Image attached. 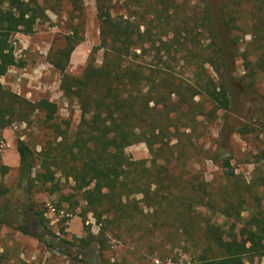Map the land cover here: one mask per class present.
I'll use <instances>...</instances> for the list:
<instances>
[{"label":"trees","instance_id":"16d2710c","mask_svg":"<svg viewBox=\"0 0 264 264\" xmlns=\"http://www.w3.org/2000/svg\"><path fill=\"white\" fill-rule=\"evenodd\" d=\"M157 1L162 8L153 3L155 10L149 21L158 24L154 31L149 27L142 30L146 17L140 20L138 11L116 18L97 0L100 44L93 49L82 74L66 73L82 39L74 43V37H69L62 58L52 62L63 73L61 89L65 96L79 105L78 129L71 139L61 133L38 154L19 142V179L30 193L36 182L55 181L53 168L64 172L77 184L76 189L98 220L110 218L109 224L129 234L125 242L146 244L151 251L153 240L161 238L163 227L171 224L176 240L185 239L197 249L192 254L197 264H246L249 257L264 258V193L259 194L264 179L248 183L230 173L225 185L213 189L210 183H199L196 176L189 178L187 171L178 173L180 166L186 168L190 152L201 150L197 142L208 133L218 112L231 109L225 79L228 64L213 13L208 5L194 6L192 18L184 12L181 17L177 8L170 11L169 0ZM218 13L231 35L235 53L243 61L244 78L252 83L264 75V0H220ZM174 18L181 23L173 30L161 31L160 25ZM46 19L39 0H0L1 130L28 121L36 112L46 113L48 122L57 113L56 104L46 99L31 102L1 81L11 68L20 66L11 37L33 35L38 23ZM200 27L202 33L198 34ZM247 36L250 41L245 43ZM99 50L104 52L103 61L96 65L93 57ZM147 55L150 63L143 61ZM168 59L176 67L189 68V75L184 78L175 73L168 67ZM237 132L245 135L252 129ZM138 143L146 144L150 159L134 160L126 153L129 146ZM224 165L228 167L230 162ZM7 170L0 157V171L6 174ZM91 185L94 187L89 188ZM7 193L0 189V198ZM138 196L142 199H136ZM165 204L173 220L159 225L151 218ZM200 204L208 208L207 214L195 211ZM245 210L251 213L241 237L226 239L223 227L212 216L234 218ZM4 226L58 253L62 250L57 245L68 243L57 238L44 213L31 202L16 209L0 203V232Z\"/></svg>","mask_w":264,"mask_h":264},{"label":"rangeland","instance_id":"374dc122","mask_svg":"<svg viewBox=\"0 0 264 264\" xmlns=\"http://www.w3.org/2000/svg\"><path fill=\"white\" fill-rule=\"evenodd\" d=\"M169 1L170 11L177 8L181 17L184 12L186 17L192 18L194 6L210 7L225 50L228 64L225 79L232 101L230 111L218 112V118L209 127L208 133L197 142L201 150H192L186 168L180 166L178 173L187 171L189 178L196 176L199 183H210L212 187L209 188L213 189L225 185L226 174L230 173L240 175L248 183L253 179H264V75L257 76L252 83L244 78L243 61L235 53L231 35L220 20V0ZM39 3L46 10L47 19L38 23L33 35L18 33L11 37L20 66L11 68L1 81L17 95L34 103L49 100L57 105L58 110L50 122L47 121L46 113L36 112L26 122H15L6 129H0V157L8 168L6 174L0 171V189L8 190L0 198V203L16 209L31 202L44 213L48 227L57 238L65 239L68 243L57 245L62 250V253H58L37 239L4 226L0 232V264H197L192 255L197 249L185 239L181 242L176 240L171 224L163 227L161 238L158 236L153 240V251L146 244L142 246L130 240L125 242L129 234L109 224L107 220L110 218L106 216L98 220L83 200L82 192L76 189L77 184L72 178H67L64 172L53 168L56 171L55 181L48 184L36 182L30 193L26 184L20 181L19 142H24L38 154L47 142H54L61 133H67L71 139L81 121L79 105L65 96L61 89L63 73L52 62L62 58L63 50L68 48L69 37H74V43L82 39L76 45L66 69L67 74L80 76L93 49L100 44L97 0H39ZM153 3L157 4V8H162L161 2L157 0H132L130 3L128 0H101V4L116 18L129 15L133 10L138 11L139 18L146 17L143 20L140 18L144 23L142 30L149 27L156 31L158 24L149 22L150 14L155 10ZM179 22L176 18L169 23L164 21L160 25L163 28L161 31L173 30ZM199 33H202L201 27ZM249 41L250 37H245L244 42ZM103 55L102 50L95 53L93 58L96 65L102 64ZM143 61L150 63V55L145 56ZM168 67L184 78L190 73L189 68L176 67L173 60L168 62ZM202 127L199 126L200 129ZM245 127L252 129V132L240 135L237 131ZM11 151L12 155L18 157L16 160L5 158ZM126 153L134 160L150 159L145 143L129 146ZM226 161L230 162V166L224 165ZM38 171L39 167L35 169L33 179ZM184 177L186 179V175ZM93 187L91 185L89 188ZM259 192L264 193V187ZM195 209L202 214L208 211L201 204ZM168 213L165 204L151 219L162 225L167 220H173ZM250 213L251 210H245L234 218L215 215L212 220L223 227L226 239L235 236L239 239ZM138 236L137 232L134 237ZM246 264H264V258L249 257Z\"/></svg>","mask_w":264,"mask_h":264},{"label":"crops","instance_id":"0c3cea01","mask_svg":"<svg viewBox=\"0 0 264 264\" xmlns=\"http://www.w3.org/2000/svg\"><path fill=\"white\" fill-rule=\"evenodd\" d=\"M5 158H8L9 159V161H12V159H14L15 158V160H16V158H18L16 155L14 156V155H12V151H11V153L9 154V155H7V156H5Z\"/></svg>","mask_w":264,"mask_h":264},{"label":"built area","instance_id":"2783aa9c","mask_svg":"<svg viewBox=\"0 0 264 264\" xmlns=\"http://www.w3.org/2000/svg\"><path fill=\"white\" fill-rule=\"evenodd\" d=\"M156 262H157V263H159V261H158V260H156Z\"/></svg>","mask_w":264,"mask_h":264}]
</instances>
